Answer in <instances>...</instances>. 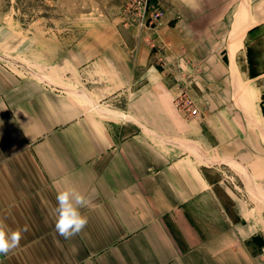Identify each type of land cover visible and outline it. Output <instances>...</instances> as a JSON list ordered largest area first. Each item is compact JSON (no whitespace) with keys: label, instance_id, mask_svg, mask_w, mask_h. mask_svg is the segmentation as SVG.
Listing matches in <instances>:
<instances>
[{"label":"crops","instance_id":"crops-1","mask_svg":"<svg viewBox=\"0 0 264 264\" xmlns=\"http://www.w3.org/2000/svg\"><path fill=\"white\" fill-rule=\"evenodd\" d=\"M242 1L157 0L161 18L145 40L187 56L224 47ZM248 6L259 15L264 0ZM122 61L97 94L128 121L88 113L68 91L0 62V224L27 229L0 264H264L261 233L211 174L232 159L210 153L228 138L216 134L224 125L216 113L230 107L200 96H216L223 65L187 61L194 117L177 108V88L147 55ZM66 188L89 200L86 227L67 240L55 231L56 195Z\"/></svg>","mask_w":264,"mask_h":264},{"label":"rangeland","instance_id":"rangeland-1","mask_svg":"<svg viewBox=\"0 0 264 264\" xmlns=\"http://www.w3.org/2000/svg\"><path fill=\"white\" fill-rule=\"evenodd\" d=\"M156 1L0 0V62L11 72L68 91L88 113L105 115L110 121L129 119L123 112L112 111L109 102L98 95L108 83L102 78L119 68L122 59L136 53L147 55L177 88V108L194 117L201 112L192 106L197 104L190 89L195 72L189 71L187 61L198 56L201 64L214 67L215 62L221 63L224 75L215 85L216 96L213 92L201 95L200 103L209 101L232 109L216 113L224 123L216 134L228 138L210 149L218 159L225 153L232 159L212 164L211 174L241 203L243 220L261 233L264 242V7L261 14L250 15L249 26L231 59L226 41L224 47L203 49L206 54L200 56L196 51L187 56L185 49L150 46L145 38L152 39L150 33L161 18V14L154 22L149 18L153 10L161 13ZM141 39L147 46L137 48ZM199 82L202 86L205 80ZM217 192L220 199L229 201L218 184Z\"/></svg>","mask_w":264,"mask_h":264},{"label":"clouds","instance_id":"clouds-1","mask_svg":"<svg viewBox=\"0 0 264 264\" xmlns=\"http://www.w3.org/2000/svg\"><path fill=\"white\" fill-rule=\"evenodd\" d=\"M56 201L55 231L64 239H71L88 223L87 217L82 215L80 210L87 207L89 200L75 188H66L57 193ZM26 230H11L0 224V255H7L18 247L22 233Z\"/></svg>","mask_w":264,"mask_h":264},{"label":"bare ground","instance_id":"bare-ground-1","mask_svg":"<svg viewBox=\"0 0 264 264\" xmlns=\"http://www.w3.org/2000/svg\"><path fill=\"white\" fill-rule=\"evenodd\" d=\"M249 17H250V13H249L248 0H243L240 4V7H239L237 13L235 14V17H233L234 22H233L232 29H231V32H230L229 38H228V48H229L231 59L233 58V55H234L235 51L237 50V47L241 43V38H242L243 32H245V30H247V28H248L247 26H249L248 25ZM235 77L236 76H234V78ZM238 93H239V91H238Z\"/></svg>","mask_w":264,"mask_h":264},{"label":"built area","instance_id":"built-area-1","mask_svg":"<svg viewBox=\"0 0 264 264\" xmlns=\"http://www.w3.org/2000/svg\"><path fill=\"white\" fill-rule=\"evenodd\" d=\"M160 14L161 13L158 10H153L149 15L150 21L152 22L157 21L158 18L160 17ZM0 259H1V255H0Z\"/></svg>","mask_w":264,"mask_h":264}]
</instances>
